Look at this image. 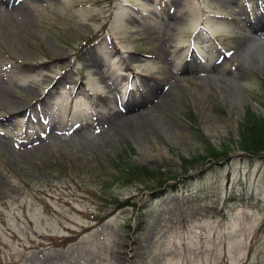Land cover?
Returning <instances> with one entry per match:
<instances>
[{"label":"rangeland","instance_id":"374dc122","mask_svg":"<svg viewBox=\"0 0 264 264\" xmlns=\"http://www.w3.org/2000/svg\"><path fill=\"white\" fill-rule=\"evenodd\" d=\"M262 25L257 0H0V264H264V156L238 150Z\"/></svg>","mask_w":264,"mask_h":264},{"label":"trees","instance_id":"16d2710c","mask_svg":"<svg viewBox=\"0 0 264 264\" xmlns=\"http://www.w3.org/2000/svg\"><path fill=\"white\" fill-rule=\"evenodd\" d=\"M244 125L240 131V142L238 145V150L244 154L251 156H263L264 155V119L260 116L255 115L252 112H247L244 119ZM225 150L217 152L215 154L207 151L202 155V157L194 158L193 163L198 164L199 161L204 160L206 157H224ZM197 160V161H196ZM185 167L187 162L182 161ZM122 178L126 182H132L138 179H144L145 177H151L152 180L160 181L165 179L166 172H163L159 169L147 170L136 167L131 164H126V168L123 170Z\"/></svg>","mask_w":264,"mask_h":264},{"label":"bare ground","instance_id":"6f19581e","mask_svg":"<svg viewBox=\"0 0 264 264\" xmlns=\"http://www.w3.org/2000/svg\"><path fill=\"white\" fill-rule=\"evenodd\" d=\"M11 10L12 12L5 11V14L7 17L9 16L12 17V14L16 13L17 15L19 13L18 8H12ZM253 45H255V47H258L254 49V52L259 55L261 62H264V49L259 44H253ZM203 78H208V79L212 78L214 80L216 77L208 76V77H203ZM192 83H197V80L191 81V83L188 84L190 88H193L194 84ZM231 105L236 108V111H238L237 113H240L243 110L242 100L239 94L234 93L231 99ZM127 108L130 109L131 106H128ZM126 121L132 123L136 121V119L132 117ZM206 128L211 129L212 127L207 126ZM144 130L145 129L141 127L135 128L133 130V135L135 136V139L139 144V146L137 147V150L139 152V157H138L139 160L142 161V160H146L147 158L165 157L167 153V148L165 147V145L162 143H159L152 134ZM150 141L152 142V144H150Z\"/></svg>","mask_w":264,"mask_h":264}]
</instances>
